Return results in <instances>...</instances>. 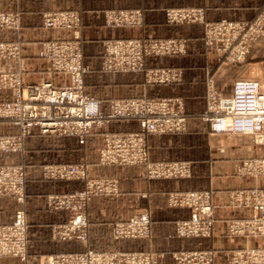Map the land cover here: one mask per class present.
I'll use <instances>...</instances> for the list:
<instances>
[{
	"label": "crops",
	"instance_id": "crops-1",
	"mask_svg": "<svg viewBox=\"0 0 264 264\" xmlns=\"http://www.w3.org/2000/svg\"><path fill=\"white\" fill-rule=\"evenodd\" d=\"M264 0H0V11L17 12L21 18L19 32L0 31V41L19 42L21 59L0 62V71L19 73L27 85L51 82L62 86L68 83L65 75L57 74L51 64L38 56L43 43L59 37L81 42L83 57L90 71L84 78L89 96L98 100L103 111L112 99L137 97H176L183 101L186 130L177 134L152 135L147 139L150 161H183L191 174L185 179L149 180L143 167L101 166L98 149L103 131H94L84 146L75 139L41 136L33 133L24 140L22 152L0 155V164H22L26 168L25 204L13 198H0V225L10 224L15 212L23 208L28 224V257L0 259V264H43L56 253L151 252L163 255L158 264H175L171 256L177 252L211 251L212 264H228L232 252L264 247V238L229 236L228 224L244 219L250 212L235 207L231 194L249 189H264V176L241 175L237 169L245 160L263 159L264 145L249 135L213 134L202 120L206 107L205 80H215L222 96L232 95V85L238 79L257 80L264 85V33L246 62L230 65L221 61L215 51L203 44L200 26H173L165 23L164 11L169 8L202 7L206 20L248 22L255 18ZM76 11L81 17L79 28L72 31L45 30L41 16L46 12ZM109 10H139L140 26L111 27L105 24L104 13ZM154 37L187 41V51L181 56L147 59L148 68H174L181 71L180 81L170 84H148L143 74L103 73L99 70L103 43L121 38ZM9 92L0 91V101L8 100ZM108 129V128H107ZM116 133L138 132L134 120L113 122L109 130ZM17 128L0 121V136L16 133ZM86 163L88 178H115L119 193L116 197H95L86 209L87 237L85 242L55 239L54 230L67 222L70 213L48 206L50 196H60L83 188L81 181L45 179L42 169L48 165ZM209 191L214 214L212 235L207 239H177L174 228L178 221L187 220L190 211L172 209L168 196L174 192ZM147 212L151 237L148 240L112 238L116 221L127 220Z\"/></svg>",
	"mask_w": 264,
	"mask_h": 264
},
{
	"label": "built area",
	"instance_id": "built-area-1",
	"mask_svg": "<svg viewBox=\"0 0 264 264\" xmlns=\"http://www.w3.org/2000/svg\"><path fill=\"white\" fill-rule=\"evenodd\" d=\"M107 26H140L139 10H109L104 13ZM168 25H197L202 31L203 44L225 62L240 64L251 53L264 28V9L250 23L228 20L208 22L202 7L174 8L164 12ZM81 18L75 11H54L42 15V26L47 30H73ZM20 16L0 12V31L19 32ZM187 51L185 39H156L151 37L109 40L104 43L101 71L117 74H144L148 84H170L180 81L182 73L174 68H145L147 58L181 56ZM39 57L47 60L57 74L67 76L68 83L58 86L51 82L27 85L16 72L0 71V91L9 92L8 100L0 101V121L17 128L16 133L0 136V155L22 152L24 140L37 133L41 136L75 139L84 146L88 137L103 131L98 149L101 166L143 167L149 180L185 179L191 174L183 161H150L147 139L152 135L184 132L183 101L176 97H137L112 99L107 110L85 91L84 78L90 71L83 63V52L78 41L54 39L43 43ZM21 59L19 42H0V62ZM206 107L202 120L213 134L249 135L264 145V85L257 80L238 79L232 85V95L222 96L213 77L205 80ZM118 120H134L139 131L114 133L106 130ZM106 128V129H105ZM86 163L57 164L43 167L45 179L81 181L83 188L50 196L48 206L70 213L67 222L54 230L55 239L85 242L87 237L86 209L95 197H116L119 193L115 178H88ZM238 173L250 177L264 176V160H245ZM26 168L22 164H0V198H13L25 204ZM235 207L250 212L244 219L229 222V236L264 238V189H249L231 194ZM168 206L187 209L190 217L178 221L174 228L177 239H207L212 235L214 214L209 191H187L169 194ZM112 238L119 240H148L151 237L150 218L140 212L127 220L116 221ZM28 257V224L23 208L18 209L10 224L0 225V259L11 258L26 262ZM163 255L151 252L121 253L96 252L56 253L43 264H158ZM175 264H212L211 251L177 252L172 254ZM228 264H264V247L232 252Z\"/></svg>",
	"mask_w": 264,
	"mask_h": 264
},
{
	"label": "rangeland",
	"instance_id": "rangeland-1",
	"mask_svg": "<svg viewBox=\"0 0 264 264\" xmlns=\"http://www.w3.org/2000/svg\"><path fill=\"white\" fill-rule=\"evenodd\" d=\"M2 1H10V0H2ZM169 9H174V8H169ZM204 9V8H203ZM263 9H264V6L261 8V10L258 12V14L255 16V18L254 19H252L251 21H248V22H237V23H250V22H252L253 20H255L260 14H261V12L263 11ZM167 10V9H166ZM66 11H70V10H66ZM0 12H8V11H0ZM76 12V11H75ZM165 12V11H164ZM13 13H17V12H13ZM78 13V12H77ZM19 14V13H18ZM205 14H206V12H205ZM43 15V14H42ZM19 16H20V14H19ZM80 16V15H79ZM81 18V17H80ZM223 20H225V19H223ZM219 21H221V20H219ZM228 21H230V20H228ZM41 22H42V16H41ZM209 22V21H208ZM216 22H218V21H216ZM233 22H236V21H233ZM79 28V27H78ZM20 29H21V18H20ZM77 29V28H76ZM45 30H47V29H45ZM73 30H75V29H73ZM20 31V30H19ZM61 31H67V30H61ZM69 31H72V30H69ZM263 33H264V28H263V32H262V34H261V36L259 37V39H258V41L256 42V44H255V46H257V44H258V42L261 40V37H262V35H263ZM143 38V37H142ZM151 38H154V37H151ZM57 39H66V40H71V39H68V38H65V37H59V38H57ZM121 39H123V38H121ZM126 39V38H125ZM128 39H130V38H128ZM132 39H134V38H132ZM156 39H159V38H156ZM173 39H175V38H173ZM179 39H184V38H179ZM114 40H117V39H114ZM71 41H77V40H71ZM107 41H109V40H107ZM0 42H2V41H0ZM78 42H80V41H78ZM106 42V41H105ZM104 42V43H105ZM187 42V41H186ZM104 43H103V49H104ZM80 45H81V42H80ZM255 46L253 47V49L255 48ZM81 48H82V46H81ZM207 50H209V49H207ZM210 51H212V50H210ZM82 52H83V49H82ZM252 52V51H251ZM39 54V53H38ZM251 54V53H250ZM249 54V55H250ZM102 55H103V50H102ZM248 55V56H249ZM39 56V55H38ZM248 56H247V58H248ZM165 57H169V56H165ZM173 57V56H172ZM156 58H159V57H156ZM247 58H245L244 59V61L242 62V63H240V64H230V63H228V62H226V63H228V64H230V65H241V64H244L245 62H246V60H247ZM147 59H155V58H147ZM146 59V60H147ZM146 60H145V68H146V70H148L149 68L146 66ZM223 61L225 62V60L223 59ZM12 62V61H11ZM101 62H102V56H101ZM101 62H100V67H101ZM83 63H84V65H86L85 64V62H84V57H83ZM86 66H88V65H86ZM89 67V66H88ZM100 67H99V70L101 71V69H100ZM165 68V67H164ZM89 70H90V67H89ZM102 72V71H101ZM89 73V72H88ZM87 73V74H88ZM104 73V72H103ZM140 74H143V73H140ZM144 75V74H143ZM217 87V86H216ZM218 89V88H217ZM85 91H86V89H85ZM220 92V91H219ZM87 93V92H86ZM88 94V93H87ZM91 97V96H90ZM93 98V97H92ZM119 121V120H118ZM115 122V121H114ZM112 124H113V122L109 125V127H108V129L107 130H109L110 129V127L112 126ZM106 129V128H105ZM114 133H116V132H114ZM119 133H121V132H119ZM114 240V239H113ZM115 241V240H114ZM119 241H121V240H119ZM117 252H119V251H117ZM121 253H130V252H121Z\"/></svg>",
	"mask_w": 264,
	"mask_h": 264
}]
</instances>
